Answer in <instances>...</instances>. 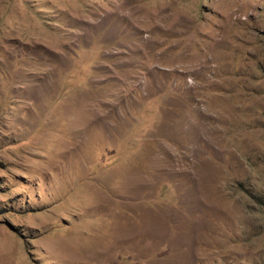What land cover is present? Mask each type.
Segmentation results:
<instances>
[{
  "label": "rangeland",
  "instance_id": "rangeland-1",
  "mask_svg": "<svg viewBox=\"0 0 264 264\" xmlns=\"http://www.w3.org/2000/svg\"><path fill=\"white\" fill-rule=\"evenodd\" d=\"M0 264H264V0H0Z\"/></svg>",
  "mask_w": 264,
  "mask_h": 264
}]
</instances>
